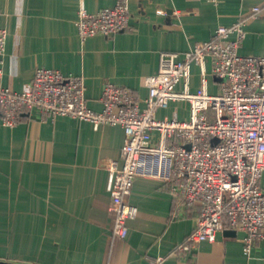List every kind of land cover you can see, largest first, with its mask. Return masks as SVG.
<instances>
[{"label": "crops", "instance_id": "obj_1", "mask_svg": "<svg viewBox=\"0 0 264 264\" xmlns=\"http://www.w3.org/2000/svg\"><path fill=\"white\" fill-rule=\"evenodd\" d=\"M118 1L0 0L7 31L0 86L22 92L37 68L58 69L84 78L88 106L98 111L106 83L146 97L143 80L157 73L162 52L183 54L216 39L221 25H242L241 55L264 56V0H128L129 29L82 41L80 7L96 13ZM256 6L262 12L253 13ZM207 70L216 93L210 61ZM199 88L194 64L191 90ZM156 115L168 119V108ZM123 143L122 127L95 129L69 116L32 111L13 127L0 119V264H264V240L246 253L245 233L231 228L215 242L178 250L197 209L178 205L167 183L148 178L134 181L129 202L137 215L127 222V237L114 235L103 160L119 159Z\"/></svg>", "mask_w": 264, "mask_h": 264}, {"label": "built area", "instance_id": "obj_2", "mask_svg": "<svg viewBox=\"0 0 264 264\" xmlns=\"http://www.w3.org/2000/svg\"><path fill=\"white\" fill-rule=\"evenodd\" d=\"M251 10L258 14L263 9ZM76 25L82 41L126 31L128 0L96 13L82 5ZM245 37L241 24L221 25L216 39L197 42L183 54L162 52L157 73L143 80L146 97L108 82L98 111L88 106L83 77L37 68L22 92L0 86V119L13 127L36 111L53 118L73 117L95 129L122 127L120 158L103 160L114 235L127 237V222L137 215L129 202L134 181L148 178L167 183L178 205L197 209L196 224L178 250L192 251L203 241L215 242L231 228L245 233L244 249L249 253L264 240V56L241 55ZM6 39L7 31L0 28V57ZM208 61L217 81L216 93L209 91ZM194 64L200 72V88L195 92L191 90ZM180 101L189 104L187 120H180L177 112L171 119L157 118L158 110Z\"/></svg>", "mask_w": 264, "mask_h": 264}, {"label": "rangeland", "instance_id": "obj_3", "mask_svg": "<svg viewBox=\"0 0 264 264\" xmlns=\"http://www.w3.org/2000/svg\"><path fill=\"white\" fill-rule=\"evenodd\" d=\"M178 111L181 113L180 120H187L189 112V105L186 102H176L168 107V118H172L173 112Z\"/></svg>", "mask_w": 264, "mask_h": 264}, {"label": "water", "instance_id": "obj_4", "mask_svg": "<svg viewBox=\"0 0 264 264\" xmlns=\"http://www.w3.org/2000/svg\"><path fill=\"white\" fill-rule=\"evenodd\" d=\"M227 233H232L233 231H230V230H226Z\"/></svg>", "mask_w": 264, "mask_h": 264}]
</instances>
